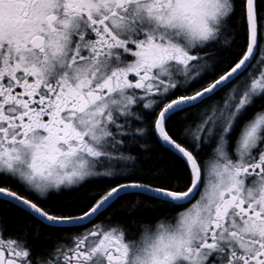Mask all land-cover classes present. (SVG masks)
<instances>
[{"label":"snow or ice","instance_id":"snow-or-ice-1","mask_svg":"<svg viewBox=\"0 0 264 264\" xmlns=\"http://www.w3.org/2000/svg\"><path fill=\"white\" fill-rule=\"evenodd\" d=\"M0 264H264V0H0Z\"/></svg>","mask_w":264,"mask_h":264}]
</instances>
